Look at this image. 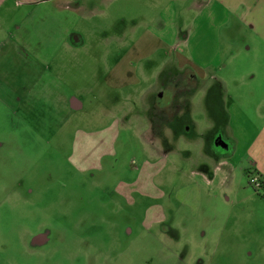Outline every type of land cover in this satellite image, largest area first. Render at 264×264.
<instances>
[{
	"label": "rangeland",
	"instance_id": "obj_1",
	"mask_svg": "<svg viewBox=\"0 0 264 264\" xmlns=\"http://www.w3.org/2000/svg\"><path fill=\"white\" fill-rule=\"evenodd\" d=\"M49 2L0 10V264H264V0Z\"/></svg>",
	"mask_w": 264,
	"mask_h": 264
},
{
	"label": "crops",
	"instance_id": "obj_2",
	"mask_svg": "<svg viewBox=\"0 0 264 264\" xmlns=\"http://www.w3.org/2000/svg\"><path fill=\"white\" fill-rule=\"evenodd\" d=\"M8 1H10V0H0V10L5 6L6 2H8ZM12 1L16 2V4H18V6H23V5H25V6H38L42 3H48L49 1H53V0H12ZM49 3H51V2H49ZM62 10H65V9H62ZM30 14L33 17L28 20L29 24L31 22H34L35 24L37 23L36 25H39L38 23H41V21H43V20L48 21V18L50 19L51 23H54V21H55V19L52 16H49L47 18V16L40 15L41 14L40 10H32L30 12ZM19 26L15 24L13 29L8 31L5 35L6 41H5L4 45H6V47H8L9 50L17 51L23 45V42L20 39L15 38L18 35V33L21 32V28ZM68 37H72V36H70V33L66 34V39L64 41L63 40H61V41L63 43L64 42L70 43V41L68 40ZM56 42H57V38H56ZM0 77H1V74H0ZM0 93L6 94L4 87L0 86Z\"/></svg>",
	"mask_w": 264,
	"mask_h": 264
},
{
	"label": "flooded vegetation",
	"instance_id": "obj_3",
	"mask_svg": "<svg viewBox=\"0 0 264 264\" xmlns=\"http://www.w3.org/2000/svg\"><path fill=\"white\" fill-rule=\"evenodd\" d=\"M190 75L189 72H185L182 74H179L178 76L175 77L174 81H169L165 84H163L162 91L159 96V103L164 105V108L166 107L167 109L171 107V103L175 99V96L178 95L180 92H185L187 87L190 85ZM160 115L163 118L164 113L162 114V109H160ZM251 180L255 181L258 185L259 188H264V181L259 180L257 178H251ZM250 180V182H251ZM249 182V184H251Z\"/></svg>",
	"mask_w": 264,
	"mask_h": 264
}]
</instances>
